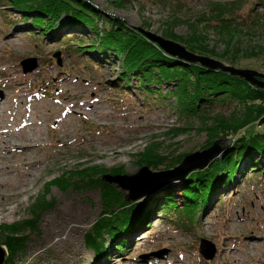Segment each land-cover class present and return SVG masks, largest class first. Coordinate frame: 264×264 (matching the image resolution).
I'll return each mask as SVG.
<instances>
[{
  "label": "rangeland",
  "instance_id": "374dc122",
  "mask_svg": "<svg viewBox=\"0 0 264 264\" xmlns=\"http://www.w3.org/2000/svg\"><path fill=\"white\" fill-rule=\"evenodd\" d=\"M232 1L126 0L117 6L111 0H90L105 17L120 20L146 37L148 33L178 43L165 37V30L171 29L184 40L192 32L190 23H196L197 29L207 35L209 47L219 54L228 52V57L234 60L214 58L237 68L264 73V21L253 25L244 22L257 8H263L264 0H236L240 4L231 16L236 18L241 32L230 50L214 30L207 29L205 22L199 21L201 15L209 12L210 2ZM5 10H0V100L5 97L0 104V127L13 120L17 128L3 134L7 151L0 150V163L3 164L0 181L5 185V188L0 186V203L2 197L7 203L0 211V227L31 219L35 204L45 203L37 209L38 227L26 234L24 249L13 257L12 264H103L102 261L96 263L93 251L85 247L86 234L102 212L101 187L85 180L73 184L75 180H69V174L99 167L102 171L99 177L104 182V176L120 168L123 175H134L141 168L138 155L153 144H157L159 154L165 157L154 172L174 171L180 164L166 169L173 156L208 149L204 147L207 131L198 129L202 127L200 118L181 116L172 98L168 97L172 106L168 105V99L163 100L170 88L162 85L158 89L161 95L158 92L145 95L134 78L130 79L129 86L122 88L117 82L121 65L116 56L108 61L90 55L92 61H88L73 54L66 55L62 52L65 44L57 38L70 30L58 32L57 38L50 33L35 36L27 32V22L18 11L9 7ZM213 24L211 22L209 27ZM79 36L87 37L86 42L94 40L92 35L79 33ZM57 52L60 64L53 56ZM27 58H37V67L23 73L20 63ZM159 96L160 105L155 103ZM234 111L235 103H224L209 109V115L222 113L229 117ZM208 122L212 124L211 120ZM262 128L256 126V130ZM28 136L40 146L22 155L20 146ZM260 157L255 155V160L260 162ZM27 159L39 164L34 179L30 178L32 181L18 173L22 172ZM199 161L196 159L185 166L193 167L191 164L198 165ZM242 164L233 180H220L207 208H199L192 223L186 221L179 209L160 213L157 208L167 194L163 190L167 186L173 190L170 191L173 200L181 204L186 176L200 169H193L182 179L160 182L156 186L153 182L165 180V175L149 183L147 178L143 179L147 183L143 187L148 189L141 192L140 187L132 194L138 198L128 202L148 198L152 204V218L148 227L138 226L133 230L123 253L112 251L105 258L107 264H264V174L260 169L255 173L247 172L250 165H256L253 161ZM5 166L12 168L13 173H8ZM22 181L27 186L20 194L13 187L20 188L21 183H17ZM111 185L125 197L130 195L118 184ZM7 198L11 200L6 202ZM67 203L81 210V216L71 225L73 230L62 227L56 218L58 209ZM102 237L105 245L111 247L110 239ZM66 239L73 243H65ZM2 240L0 246L6 252ZM201 240L214 245L216 252L212 260L206 261L200 255ZM84 253L89 254L87 262Z\"/></svg>",
  "mask_w": 264,
  "mask_h": 264
},
{
  "label": "trees",
  "instance_id": "16d2710c",
  "mask_svg": "<svg viewBox=\"0 0 264 264\" xmlns=\"http://www.w3.org/2000/svg\"><path fill=\"white\" fill-rule=\"evenodd\" d=\"M125 1L111 0L117 6H121ZM0 3H2L0 4L2 12L9 7L21 14L20 17L27 22L26 30L30 34L47 36L50 33L57 38L58 32L70 30L68 34L57 38L65 44L62 52L66 55L73 54L78 58H87L88 61H92V57L96 56L109 61L111 57L116 56L121 65L117 82L122 88L129 86L131 78L136 79V83L145 91V95L150 96L157 92L161 95L158 89H161L162 85L170 88V91L163 95V100L168 99V105L172 106L169 99L172 98L183 117L200 118L202 127L198 129L206 130L208 136L204 147H210L218 139L231 142V145L208 166L194 170L186 176L181 190L183 198L181 204L173 200V194L170 192L173 190L168 186L165 187L163 190L167 194L157 208L160 213L163 211L171 213L179 209L186 221L192 223L198 214V209L207 208L215 186L220 180H233L242 162L256 163L250 165L247 172L255 173L260 169L264 174V88H258L229 72L212 69L199 62H188L165 53L143 33L127 27L122 21L113 17H105L90 0H0ZM239 4L236 0L210 2L209 12L201 15L199 20L205 22L207 29L214 30L224 40L229 50L230 45L241 32L237 28L239 23L236 18L231 16ZM254 13L249 14L244 20L246 25L264 21V6L261 9L257 8ZM211 22L214 24L209 27ZM190 27L192 32L184 40L176 36L171 29L165 30L164 36L178 43L182 42L187 51L196 55L228 59L229 62H233L234 58H229L228 52L219 54L214 48L209 47L206 42L207 35L201 29H197L196 23H190ZM79 33L92 35L94 40L86 42L87 37H78ZM90 55L91 58L88 57ZM161 101L159 96L155 103L160 105ZM231 102L235 103V111L232 115L226 117L218 113L210 117L209 109ZM209 120L212 124L208 122ZM257 125L263 127L261 131L256 130ZM153 145L146 147L138 155L139 165L146 166L151 171L156 170L165 159L159 154L157 144ZM257 154L261 155L260 162L255 160ZM186 155L187 153L173 156L172 162L166 165L168 167L166 169L180 164ZM100 173L102 171L99 167L84 168L69 174L68 179H74L73 184L85 180L91 185L99 184L101 187L102 212L86 234L85 247L93 250L96 263L102 261L103 264H107L106 259L112 251L120 254L126 249L128 245L126 240L131 235L130 232L138 226L148 227L153 211L148 198L128 202L122 191L99 177ZM110 174L123 175L124 172L120 168L111 171ZM42 205L45 206V203L35 204L31 211V219L0 227V239H3L2 245L7 253L5 264H12L13 257L24 249L26 234L35 231L38 227L37 209ZM102 235L111 238V247L105 245Z\"/></svg>",
  "mask_w": 264,
  "mask_h": 264
},
{
  "label": "water",
  "instance_id": "95a60500",
  "mask_svg": "<svg viewBox=\"0 0 264 264\" xmlns=\"http://www.w3.org/2000/svg\"><path fill=\"white\" fill-rule=\"evenodd\" d=\"M145 34L150 40H152L153 42H156L161 48H163L171 56H176V57H179L189 62H199L202 65H205L209 68L220 69V70L229 72L232 75H236V76L243 78L244 80H246L250 84L255 85L258 88H264V73L260 71H257L255 69H241V68H237L234 66H230L217 59H213V58H209L205 56H199L194 53H191L187 51L183 45H180L177 42L175 43L171 40H167V39H164L156 35H152L148 33H145ZM53 56L57 58V63L60 64L59 52L55 53ZM20 65L23 70V73L31 72L37 67V58L23 59ZM230 145H231L230 141L226 139H218L210 147H208V149L196 151L190 155H186L184 159L180 162V165L176 167L177 169H175L174 171L167 170V171L154 172V171L149 170L146 166H143L134 175H131V176H128V175L108 176L106 175L104 176V180L107 183L114 182L118 184V186L122 190L129 191L130 195L127 196L126 199L133 200L135 196H133L132 194L140 190V187H142L141 192L144 191L147 187L145 188L143 186L149 183L153 178H157L160 176L163 177V175H165V180H162V179L161 180L159 179L156 181H154L155 179L152 180V182L154 181L153 186L154 185L156 186L160 182H164V181L166 183L167 181H170V180L182 179L186 176V174H188L193 169L205 168L210 163V161H212V159L216 158L221 152H223L225 148L229 147ZM196 159H200L198 165L191 164L193 165V167L185 166L188 162L191 163L192 161ZM146 178L149 180L147 183L143 182V179H146ZM215 252H216V249L213 244L205 240H201L200 246H199V253L206 261L212 260L215 256ZM5 257H6V252L0 246V264L4 262Z\"/></svg>",
  "mask_w": 264,
  "mask_h": 264
},
{
  "label": "bare ground",
  "instance_id": "6f19581e",
  "mask_svg": "<svg viewBox=\"0 0 264 264\" xmlns=\"http://www.w3.org/2000/svg\"><path fill=\"white\" fill-rule=\"evenodd\" d=\"M223 72V71H222ZM3 99H5V97L3 98ZM3 99H1L0 100V104H1V102H2V100ZM3 105V104H2ZM14 121L13 120H11V123H6V124H2L1 125V127H0V150H6V147L4 146L5 144V142H4V138H3V134L4 133H10L11 131H10V129H14V128H17V126H14ZM24 124V123H23ZM28 123H26V125H27ZM32 124V123H31ZM31 124H29V125H31ZM28 127V126H27ZM26 127V128H27ZM24 128V127H23ZM22 128V129H23ZM15 130V129H14ZM15 134V133H14ZM19 134V133H18ZM31 135V134H30ZM24 137V136H23ZM7 144V143H6ZM14 146V145H13ZM17 146V145H16ZM38 146H40V144H38L37 143V140H35L33 137H30V136H28V138L26 139V140H24L23 141V143H21V146H20V148H22L21 149V151H22V155H23V153L25 152V153H29V152H31V150H34L36 147H38ZM8 147V146H7ZM3 148V149H2ZM19 148V149H20ZM7 151V150H6ZM4 156V155H3ZM5 161V160H4ZM38 162L37 161H32V160H30V159H27V161L26 160H24V167H26V169H24V167L22 166V172H18V173H21L22 175H24V176H26L27 177V179H28V181H32L33 179H34V177H35V174H34V171L35 170H37V167H39V164H37ZM2 165L3 164H1L0 163V171H1V168H3L2 167ZM23 165V164H22ZM4 169H6V171H8V173H13V170H12V168H10L9 166H5L4 167ZM16 171V170H15ZM4 174V171L2 170V175ZM17 177V176H16ZM32 180H31V179ZM30 179V180H29ZM18 180V179H17ZM20 183H21V187L20 188H18L17 186L15 187H13V190H16V191H19V193L21 194V193H23L26 189H25V187L27 186V185H24L25 184V182L24 181H22V182H19V183H17V184H19L20 185ZM111 184H114V182L113 183H111ZM0 186H2L1 188H5V185H4V183H2L1 181H0ZM9 186V185H8ZM12 186V185H11ZM10 188H12V187H10ZM9 188V189H10ZM17 189H19V190H17ZM6 191H8L7 189H6ZM10 192V191H9ZM17 193V192H16ZM18 196V195H17ZM144 198H146V197H144ZM4 200V197H2V201H1V203H0V211H1V209L3 208L4 209V207H6L5 205H7V203H5V201H3ZM9 200H11V198H7L6 199V202L7 201H9ZM145 203V202H144ZM132 208V207H131ZM81 216V210H80V208H78L77 206H75V205H73V204H69V203H67V204H65V205H63V206H61L59 209H58V213H57V222H59L60 223V225L62 226V227H65V228H69L70 227V230H73L74 229V227L73 226H71L72 224H75L76 222H77V219L79 218ZM132 224V223H131ZM108 225H110V224H108ZM107 225V226H108ZM111 226V225H110ZM132 233H134L133 231L132 232H130V234H132ZM129 235V234H128ZM97 236V235H96ZM111 239V238H110ZM64 242L65 243H67V244H72L73 242L71 241V240H69V239H66V240H64ZM115 245V244H114ZM92 247V246H91ZM90 247V248H91ZM93 251V250H92ZM8 252H9V250H8ZM10 254V253H9ZM14 255V254H13ZM83 257H85L84 258V260H85V262H87L88 261V259H89V254H83ZM5 258H7V254H6V257ZM68 264V263H67Z\"/></svg>",
  "mask_w": 264,
  "mask_h": 264
}]
</instances>
